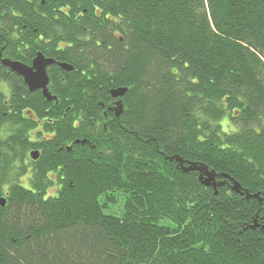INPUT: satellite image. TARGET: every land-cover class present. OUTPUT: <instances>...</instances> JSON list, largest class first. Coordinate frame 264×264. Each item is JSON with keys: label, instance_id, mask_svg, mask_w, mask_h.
<instances>
[{"label": "trees", "instance_id": "obj_1", "mask_svg": "<svg viewBox=\"0 0 264 264\" xmlns=\"http://www.w3.org/2000/svg\"><path fill=\"white\" fill-rule=\"evenodd\" d=\"M38 53L56 103L0 64V264H264V0H0Z\"/></svg>", "mask_w": 264, "mask_h": 264}, {"label": "water", "instance_id": "obj_2", "mask_svg": "<svg viewBox=\"0 0 264 264\" xmlns=\"http://www.w3.org/2000/svg\"><path fill=\"white\" fill-rule=\"evenodd\" d=\"M55 62L51 59H46L41 53H38L37 56L33 59L30 66H26L19 62H13L9 60H2L0 59V64L4 68L8 69L9 72L16 74L19 76L24 85L27 87L30 93H34L36 91H41L43 98L51 103L57 101L56 97L52 96L49 92L48 85H49V77L47 76V68L53 65ZM60 67L67 72L72 71V67L66 64H61ZM126 89H117L111 90L110 94L112 98H121L125 93ZM116 108L117 111L121 109L119 104ZM118 114V113H117ZM78 143V142H77ZM84 144V142H82ZM69 151V150H68ZM39 157L38 152H31L30 158L33 161H36ZM184 173L189 172H197L198 182L204 187H211L216 191V189L222 187L226 181L231 183V191L234 194H237L241 197L245 196V199L248 201L249 199H258L259 194L251 195L247 192V190L243 189L237 182L229 179L225 175H217L214 171H209L206 166L202 165H188V167H183L181 162L176 159ZM218 178H223L224 181L217 182ZM216 194V192H215ZM5 201L3 199L0 200V207H4ZM257 227L256 220H254V225L251 226V229H255ZM238 234H241L238 232Z\"/></svg>", "mask_w": 264, "mask_h": 264}, {"label": "flooded vegetation", "instance_id": "obj_3", "mask_svg": "<svg viewBox=\"0 0 264 264\" xmlns=\"http://www.w3.org/2000/svg\"><path fill=\"white\" fill-rule=\"evenodd\" d=\"M57 67H60V66H57ZM47 70H48V68H47ZM62 70H64V69H62ZM119 99L120 98H111V101L108 102L107 105H104L102 103H99V106L102 109V116H103L102 124L103 125L105 123L109 122V121H112V118L111 117H115V116L117 117L118 116V114H117L118 111L116 110V108L118 107L117 104L119 103ZM95 125H100V123H96ZM259 203H260L259 205H262L261 202H259ZM263 219L264 218H261V220H260L261 223H258L257 220H256L257 227L255 229L259 230V232L264 236V223H263L264 221H263Z\"/></svg>", "mask_w": 264, "mask_h": 264}, {"label": "bare ground", "instance_id": "obj_4", "mask_svg": "<svg viewBox=\"0 0 264 264\" xmlns=\"http://www.w3.org/2000/svg\"><path fill=\"white\" fill-rule=\"evenodd\" d=\"M46 73H47V71H46ZM47 76H48V74H47Z\"/></svg>", "mask_w": 264, "mask_h": 264}]
</instances>
